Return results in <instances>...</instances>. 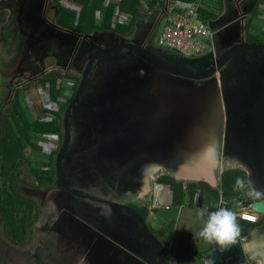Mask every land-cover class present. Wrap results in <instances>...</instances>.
<instances>
[{
  "label": "flooded vegetation",
  "instance_id": "1",
  "mask_svg": "<svg viewBox=\"0 0 264 264\" xmlns=\"http://www.w3.org/2000/svg\"><path fill=\"white\" fill-rule=\"evenodd\" d=\"M22 1L0 0V17L4 19L0 23V51L5 56V59L0 58V84L12 79L9 87L14 86L12 91L7 88L0 89L1 93H7L6 97L3 94L0 99L5 98L4 103L12 104L10 109L5 107V110L0 106V120L13 111L21 91L27 94L33 93L31 96L23 97L25 102H28L29 98L38 97V84H41V78L48 74L59 75L61 76L59 81L62 82V87L59 89L63 90V95L59 96L57 101L49 103L51 106L48 120L49 122L58 120L60 132L52 134L62 135V143L60 142L54 150L55 180L52 183L40 186L37 181L31 188L18 185L19 190L37 199L40 217L41 215L44 217L41 207L43 209L47 207L45 219L38 220L33 226V231L39 233L37 235L40 236L41 242L37 249L31 252L30 258L20 259L17 262L12 259L11 263L0 259V264H160V255L155 249L152 250L150 243L147 242L138 218L126 210H123L124 214L120 216L110 209L95 206L94 203L82 198L70 197L55 183L56 156L66 133L67 108L75 97L91 57L101 48L115 46L116 39L113 38L115 33L130 37L138 21L130 26L129 19L121 25L126 26L127 30L124 32L116 31V25H112V29L100 31L110 32L108 35L93 40H79L76 47L72 48L70 41L65 40L60 30L53 32L51 30L53 26L62 30L73 29L58 23L61 13L59 5L65 6L61 0H30L35 16L25 14L26 12L21 9ZM258 1H244L241 13L248 15L244 17V21L232 28L225 38L222 34L217 35L213 48L214 56L208 55V49L201 56L186 58L189 60L186 63L182 58H176L177 63L183 64L182 68L188 70L190 74L204 76L211 73L213 67L217 68L220 59V63L225 62L221 70H217L216 76L218 91L229 110L223 125L220 120L216 123L202 124L203 118L210 120L212 116L207 107L215 98L212 77L176 79L173 82H178L175 84L180 87L173 90L161 89L163 84L160 79L154 82L152 87L143 83L141 92L156 95L152 98L153 104L169 102L192 110L191 112L168 111L167 105L162 104L157 107L161 112H153L155 110L153 108L151 113L145 111L146 107H143V110L140 109L136 115L134 112L136 104L130 95L135 80L124 78L129 71H124L123 76L120 75L121 67L126 66L125 63L128 62L126 58L120 56L97 57L90 69L91 79L83 94L72 105L68 125L71 141L63 161L64 178L68 188L79 191L81 197L88 196L95 201H114L135 209L162 243L165 250V264H168L169 245L166 247V239L158 238L149 224L150 214L153 212L149 208L155 204L150 202L151 195L154 196L155 193L154 182L152 189L149 186L147 189L139 188L127 192L123 190L126 188L124 184L117 183L118 177L125 176L129 182L144 179L150 176L151 170H147L150 165L162 167L170 163L171 167L178 169L184 166L183 162L187 159L190 163L193 161L195 154L192 156V152L199 154L202 150H210L218 144L223 149L226 166L233 165L234 169L243 171L247 181L252 178L255 188L264 192V50L241 49L229 57L226 53L234 44L241 43L238 35L242 26L247 25L254 17ZM165 5L160 3L158 8L154 7L144 18L143 16L139 18L142 19V23L139 24L137 41L147 36L150 39L156 37L160 28L157 27V21L162 16L163 10L167 8ZM25 7L31 9L29 4ZM155 8L158 10L157 13L150 19H145ZM212 20L213 17L208 19L207 24L213 35L215 28L210 25ZM38 41L41 42L36 44ZM245 41L254 43L248 41L247 36ZM42 47H45L44 51L41 50ZM123 53L125 54L126 50L120 55ZM202 56L205 57L197 60ZM146 69L150 72L156 71L153 67ZM219 73L221 81H219ZM158 75L167 76L165 72L160 71ZM175 77L173 75L171 78ZM209 80L211 86L202 87ZM67 88H70L71 95L68 94ZM110 92H117L120 95L112 97ZM142 98L147 105L145 97ZM196 107L202 110V114L194 110ZM111 110L118 114V117L110 119ZM122 116L125 117L124 120ZM136 117L149 119L151 122L145 130V135L134 131L132 139L127 142L131 177L120 165L115 166L110 162V156L105 160H102L101 156L115 149L109 146L110 140L117 141V137L122 139L124 126L128 124L126 121ZM179 119L188 123L180 127ZM198 128L202 135H199ZM220 132L221 137L218 139ZM194 166L190 164L184 167L194 171ZM132 167L135 169L133 170ZM156 175L159 176L156 183L171 189L170 185H165L159 180L167 176L174 177L172 173L159 170ZM201 193L200 191V195ZM143 207L149 209V214L146 216L139 211ZM263 224L264 215L260 214L255 225L260 227ZM32 242L33 238L31 244ZM119 246L124 248L125 253L119 250Z\"/></svg>",
  "mask_w": 264,
  "mask_h": 264
},
{
  "label": "water",
  "instance_id": "2",
  "mask_svg": "<svg viewBox=\"0 0 264 264\" xmlns=\"http://www.w3.org/2000/svg\"><path fill=\"white\" fill-rule=\"evenodd\" d=\"M30 5L31 9L29 7H25L26 5ZM162 4V2H161ZM25 7V8H24ZM228 4H226V9L228 12H232L231 8H228ZM21 9L26 12V15L31 14L32 16H35V13L33 11V6L30 3V0H23L21 4ZM168 10H170V7H167L163 10L162 16L157 21V27L159 28L161 23L165 20ZM157 9L153 10L151 15L148 18L154 16V14L157 13ZM248 14H243V12H240V15L237 17L234 15L233 17L227 18L226 16H222L220 18L214 19L210 21V25L214 26V34L210 39L206 41L208 45V55H215V52L213 51V48H215V39L217 35H221L225 33L226 35L229 33V31L232 28H235L237 25L240 24L241 21H244V17ZM137 24L135 25V30L133 34L130 37H125L121 34L115 33L113 38L116 39V45L113 47H104L101 48V50L97 51L90 60V63L88 64L87 70L83 74L82 81L79 85V88L75 94V97L73 98L71 104L67 108L66 116H65V123L66 125V133L64 135L63 144L61 148L59 149L57 156H56V185L64 191V193L68 194L70 197H77L82 198L85 201H89L95 204V206H99L104 209H110L111 211H114L117 215H123L124 211L126 210L128 213H131L135 218H138V220L141 222V230L146 234L147 242L150 243V247H152V250L158 251L160 255V264H165V250L162 245V243L154 236V234L149 229L146 220L142 218V216L133 208L122 205L121 203L114 202V201H95L92 198L88 196H82L80 195L79 191L71 190L68 188L65 178H64V171H63V161L66 156V153L70 146V135L68 130L69 125V118L72 110V105L75 103L77 99L83 94L86 85L90 78V69L92 67L93 62L97 59L98 56L104 55L109 57H118L126 58L128 60L126 66L121 67V76L124 75V71L127 72L125 75V79H131L135 80V86L130 89L134 103L136 106H134V112L136 115H138L139 110H143V107H146L145 111L151 112H161L157 107L164 104L167 105L168 111H187L191 112L192 109L189 108H181L174 103H154L152 102V98L156 96L154 93H147V92H141L142 85L151 86L154 82H157L158 79L161 80V83L163 84L161 86V89L165 90H173L176 89V86L178 82H173L176 79H205V78H213V85H215V98L213 101L209 103L208 111L212 116L210 117V120L203 118V125L210 124V123H216L220 120V123L223 125L225 116L227 117L229 110L226 104L223 103V100L221 98V93L218 91V80L216 79L217 70H221L223 67L222 65L225 63H220L217 68L213 67L211 69V73L204 75H192L188 70L183 69L182 65H179L177 63V59L182 58L183 62L186 63V58L191 59L189 57H185L181 55L180 53L162 48L158 46L154 39L155 36L150 39L148 36L143 37V40L137 41L136 36L139 31V26L142 23V19L137 20ZM33 22V20L31 21ZM140 24V25H139ZM156 27V28H157ZM157 28V29H158ZM60 30L65 40L70 41V46L72 48L76 47V43L79 40H93L98 39L100 37H103L104 35H108L110 32L104 31V32H94L92 34H84L80 28L76 27L69 30H62L59 27H51L52 32L55 30ZM245 27L242 26L241 32L238 36L241 38V43L238 42L234 44V46L230 47L228 51L226 52L228 57L232 53H236V51H239L241 49L244 50H250V51H263L264 50V43L258 44V43H248L245 41L244 37ZM41 41H38L36 44H38ZM45 47H42V51H44ZM126 50V53L123 55L122 52ZM42 54V52H38ZM5 57V56H4ZM205 56L197 58V60L204 58ZM177 58V59H176ZM228 59V58H227ZM226 59V60H227ZM14 62H17L15 59H13ZM138 65V66H137ZM186 65V64H185ZM221 65V66H220ZM220 66V67H219ZM140 67V68H139ZM153 67L156 71H148L146 68ZM143 68V69H142ZM158 70V71H157ZM165 72L167 76H159L158 72ZM169 75V77H168ZM173 75H175V78H171ZM220 77V73H219ZM219 81H221V77L219 78ZM144 83V84H143ZM211 86L210 80L204 84L202 87L209 88ZM112 94V97L115 95L119 96L120 94L117 92H110ZM145 97L146 104L143 102V98ZM186 102H189L187 100H184ZM199 102V99H198ZM200 104V102L198 103ZM121 109V108H120ZM195 111H199V113L202 114V110H200L198 107L194 108ZM119 111V110H118ZM110 119H115L118 117V114L116 115L113 110H111V113H109ZM125 116V115H124ZM122 116V120L125 119V117ZM124 118V119H123ZM228 120V118H227ZM179 126L182 127L183 125H186L188 121L186 120H178ZM151 121L149 119L144 118H138L127 120L126 123L127 126H124V136L122 139L120 137H117V141L110 140L111 147L115 148L112 152H108L106 154H103L101 156V159H108L110 156L111 162L118 166L120 165L125 172H128V175L131 176L130 173V162H129V151L127 142L132 139V133L139 132L145 135V130L148 128L149 123ZM118 123L121 124V122L118 120ZM222 131V126H221ZM199 135H202L200 129L198 128ZM135 134V133H134ZM221 137V132L219 134V138ZM112 142V143H111ZM185 152V151H184ZM195 154V155H194ZM192 156L194 155L193 161L190 163V160L187 159V161L183 162L184 166H190V164L195 165V170L192 171L191 169H185L184 166L178 167V169H175L171 167L170 163L168 165H164L162 167L156 166L152 167L151 165L147 168V170H151L150 176L139 179L138 181H127L126 177H118V184H124L126 186L125 189L127 192H130L129 190H137L140 188H153V182H154V196L151 195L150 202H154L156 206L160 207V199L159 195L161 192V189L163 188V185L156 183V180L159 176L156 175L157 171L159 170H166L169 171L174 175V179L177 180L178 183H182L183 187L187 188L189 184L192 183H205L209 185L211 188L219 190L221 187V181H222V175L226 170H229L231 166H226L224 160H223V149L218 144H215V146L211 147L210 150H202L201 153L198 154V152H192ZM233 166V165H232ZM134 170L135 168L132 167ZM231 169H234L231 167ZM189 174V175H188ZM188 175V176H187ZM156 176V178H155ZM187 176V178L185 177ZM132 177V176H131ZM252 183V178H250ZM128 182V183H127ZM248 182V181H247ZM151 183V185H150ZM255 186V185H254ZM252 209L255 212H258L259 214L264 215V197H261L259 199H255V202L252 204ZM119 250H121L122 253H125V250L122 246L118 247ZM149 251V250H148ZM151 251V250H150ZM210 261L215 262L216 260L223 259L225 261L223 264H264V224L260 227H257L255 224L248 223L245 226H243L239 232V235L235 239V241L231 244L221 246L216 245L215 249L208 253V255L204 258Z\"/></svg>",
  "mask_w": 264,
  "mask_h": 264
},
{
  "label": "trees",
  "instance_id": "3",
  "mask_svg": "<svg viewBox=\"0 0 264 264\" xmlns=\"http://www.w3.org/2000/svg\"><path fill=\"white\" fill-rule=\"evenodd\" d=\"M144 1L149 10L158 7L160 4V0ZM175 1L184 3L199 1L204 5L210 2V0ZM218 1L220 5L223 3V0ZM61 2L63 4L66 2L71 6L61 7L59 5L61 13L58 23L66 28L78 27L84 34L112 29V25H116V31L124 32L127 30L126 27L121 26L117 21L119 14L130 17V26L144 15L140 13V7H142L140 0H119L116 3L111 0H61ZM263 3L264 0L258 1V5L254 10V17L247 23L248 32L246 36L250 42L264 43V33L256 30V28H262L255 26L254 23V20L261 16L259 6ZM115 9L117 11H115L116 15ZM97 13L101 16L99 21L96 18ZM201 13L204 21H208L212 17L215 19L213 9L208 10L203 7ZM3 21L4 19L0 17V23ZM60 79L61 76L55 74H48L41 78V85L49 90L47 94L50 102L57 101L59 96L63 95V90L59 89L62 87ZM23 94L25 96L33 95V93L27 94L21 91L15 101L13 111L3 120H0V161L3 162L0 166V175L5 179L4 183L0 181V223L5 222L11 238L19 245H27L32 240L33 226L40 217L39 208L33 198L18 189V185L30 184L22 179L21 175L25 168L30 169L32 175L39 181L40 186L48 185L55 180V149L51 154L46 153L42 141L49 134L60 132L58 120L55 119L53 122L48 120L50 112L48 107H45L46 109L36 107V118L33 119L28 106L24 102ZM58 137V142L62 143V135ZM237 177H242L247 182V177L241 170L229 169L222 175L220 189L226 198L234 195V185ZM159 182L170 185L174 197L182 195L183 191H187L190 204H192L198 191L202 192L201 195L209 193L218 200L220 197V189H213L205 183H192L185 190L183 184L176 182L172 177H163ZM139 211L144 216L149 214V209L147 210L146 207L140 208ZM237 222L242 226L249 223L239 218H237ZM29 233L30 238H28ZM166 241V247H168L169 239Z\"/></svg>",
  "mask_w": 264,
  "mask_h": 264
},
{
  "label": "rangeland",
  "instance_id": "4",
  "mask_svg": "<svg viewBox=\"0 0 264 264\" xmlns=\"http://www.w3.org/2000/svg\"><path fill=\"white\" fill-rule=\"evenodd\" d=\"M111 1L113 3L117 2V0H111ZM64 5L65 6H71L70 4H68L66 2H64ZM259 11L261 13V16L258 19L254 20L255 24H256L255 26L262 27V29L256 28V30L262 31L264 33V3L259 6ZM148 12H150V10H149L147 4L145 3L142 7H140V13L144 14L142 18H144L145 15L148 14ZM118 20H119L118 21L119 24L124 25L125 24L124 21L129 20V17L122 15V16H120V19H118ZM163 22L160 25L159 31L163 25ZM159 31H158V33H159ZM154 41H155V39H154ZM0 58L5 59V57H4V55H2L1 51H0ZM49 64H51V63H49ZM0 79H1V76H0ZM11 81H12V79L7 80L5 83H3L1 81L2 83L0 84V89L7 88V90L9 89L10 91L14 90V86L9 87L12 84ZM38 87H39L38 97L36 98V96H34L33 99L29 98L27 103L24 101L25 104L28 106L29 111L31 112V115L33 116V119L36 118V113H35V112H37L36 107H40L41 109H46L45 107L49 108L51 106V105H49L50 102H45V98L48 100L46 88L44 86H42L41 84H38ZM69 89L70 88H67V90H69ZM34 90H35V88L33 89V91ZM3 94H4V97L7 96L6 92H4V93L0 92V97H2ZM68 94L69 95L72 94L70 90H69ZM23 97H25L24 94H23ZM5 100H6L5 98L0 99V106H3L2 109H4V110H5V107H7V109H10L12 107V104L11 103H4ZM58 141H59V137L57 135H53L52 133L49 134L48 136L44 137V139L42 141V145H43V147H45L46 153L51 154L52 151L57 148V145L59 144ZM28 154L31 155V153H29V152H28ZM102 160H104V159H102ZM2 163L3 162L0 161V166ZM231 167L235 168V166H231ZM231 167L229 169H231ZM21 178L25 179L28 183H30L28 185H25V187H28V188H31V186H35V184L37 183L36 177L32 175V173L30 172V169H28V168L24 169V172L22 173ZM0 181L3 183L5 182V179L1 175H0ZM184 189L186 190V188H184ZM169 190H171V189L164 188V191L162 192V197H161V206H160V208L156 209V212L153 211L150 214L149 224H150L152 230L156 233L158 238H160L162 236L158 230L159 229L158 227L161 225L166 230V232L168 233V239L172 240L169 243L170 246H169L168 264H173L171 259H174V264H195V262L198 261V259L199 260L204 259L208 255L207 250L210 248L209 246L206 248L203 247V243L205 241L202 240L198 235V233L200 232V230L203 227L204 220H206V217L204 218V220L198 218L197 214H196L197 209L206 208L209 212L217 211L220 208L219 200L209 193L208 194L205 193L204 195H200V191H198L195 194V198H196L197 204L199 203L200 205L192 207V210H194L195 212L193 213V215L191 217H188V215L185 214V216L182 219H180V218L178 219L177 218V209L178 208L172 207L173 208L172 210L166 212V218H164L165 219L164 221L161 222V219L159 221H157L156 216H158V214H159L158 211H160L164 207V205L168 203L167 195L169 193ZM187 193H188L187 191H183L182 195H177L175 197L173 195V200H169V201L171 202L172 205L183 206V210L185 208L187 209L188 207H190V205L187 202V198H186ZM33 200L38 204V201L36 198H33ZM40 207H41V205H40ZM152 207L149 208L151 211L153 210ZM180 208L182 209V207H179V210H180ZM229 208H230V206H229ZM47 211H48L47 207H45L44 209L41 207V213L44 214V217L41 215L39 220L41 219V221H43L45 219V215L47 214ZM163 212H165V211L163 210ZM182 213H183V211H182ZM185 224L196 225L197 227L194 228V231L186 230V229L182 230L181 232H180V230L178 231V229L181 228L182 225H185ZM175 229H177V232H175ZM172 233L174 234L173 239H172ZM37 234H39V233L36 231H33V235H32L33 242H32V244L30 241L26 246L25 245H19V244L15 243L13 241V239L11 238L10 232H8V228L5 225V222L4 221L1 222L0 223V259H5L6 262L11 263L12 259H15L17 262V261H20V259L30 258L31 252L33 250L37 249V246L41 242V240H39L40 236ZM30 237H31V235L29 233L28 238H30ZM191 240L193 242H195V244L191 243ZM3 248L5 249V252H4ZM200 250H203L202 253H200ZM205 251H207L206 254H205ZM203 254H205V255H203ZM175 259H177V261Z\"/></svg>",
  "mask_w": 264,
  "mask_h": 264
},
{
  "label": "built area",
  "instance_id": "5",
  "mask_svg": "<svg viewBox=\"0 0 264 264\" xmlns=\"http://www.w3.org/2000/svg\"><path fill=\"white\" fill-rule=\"evenodd\" d=\"M118 1L119 0H117V2ZM140 3L141 6H143L145 1L140 0ZM203 7L210 10L209 7L199 1L184 3L173 0L163 25L155 38V43L162 48L176 51L185 57H197L203 55L208 50L206 41L212 37V32L207 21L202 19L201 8ZM115 11L116 9L114 12ZM122 15L125 14H119L117 21H119L118 19H120V16ZM96 18L98 21L101 19L99 13L96 14ZM46 92H49V90L46 89ZM46 100L47 99L45 98V102H50L49 97L48 100ZM219 192L220 208H227L233 211L239 219H242L245 215L253 217L251 220L242 219L249 223L255 224L257 222L260 214L252 209V204L255 202V199L248 198L243 191L236 189H234V195L229 198L224 196L221 189ZM152 208L155 210L160 207L153 204ZM164 209L170 210L171 205H165Z\"/></svg>",
  "mask_w": 264,
  "mask_h": 264
},
{
  "label": "clouds",
  "instance_id": "6",
  "mask_svg": "<svg viewBox=\"0 0 264 264\" xmlns=\"http://www.w3.org/2000/svg\"><path fill=\"white\" fill-rule=\"evenodd\" d=\"M234 187L236 190L243 191L248 198L259 199L264 197V192L256 189L251 181L246 182L242 177L236 178ZM196 214L202 220L206 217L198 235L207 243L215 242L218 245L225 246L233 243L239 235L236 213L227 208H220L214 212L201 208L197 209ZM242 219L251 220L253 217L245 215Z\"/></svg>",
  "mask_w": 264,
  "mask_h": 264
},
{
  "label": "crops",
  "instance_id": "7",
  "mask_svg": "<svg viewBox=\"0 0 264 264\" xmlns=\"http://www.w3.org/2000/svg\"><path fill=\"white\" fill-rule=\"evenodd\" d=\"M172 1L173 0H160V2L165 3L167 5V7H170L171 6ZM244 1L245 0H223V3L220 5V2L218 0H210V2H208V4L205 5V6H207L210 9H213L214 10V17H215V19L220 18L222 16H226L227 18H230V17H233L234 15H236L238 17L240 15L241 10H242L243 4L245 3ZM226 4H228V6H229L228 8H231L232 9V12H228L227 11ZM244 27H245L244 36L246 37V33H247L246 27H247V25L244 24ZM258 32H261V31H258ZM255 33H256V31H255ZM222 35H224V38L226 37V34L225 33H223ZM163 191H164V187L161 189V192H160V195H159L160 202H161V197H162V192ZM186 198H187V202L190 205V207H188L187 209L185 208L183 210V206H181V205H179V206L172 205L171 202L169 201V200H173V194H172V191L171 190H169V193L167 195L168 203L165 204V205H171V209L170 210H172L175 207L178 208L177 209V218L178 219L179 218L182 219L185 216V214H187L188 217H191L193 215V213L195 212L194 210H192V207L199 206L200 205L199 203L197 204L196 198L193 200L192 204H190V202H189V197L187 196ZM165 205H164V207H165ZM164 207L160 211H158L159 214H158V216H156L157 221H159L160 219H161V222L164 221L165 220L164 218H166V212L167 211H170V210L164 209ZM179 207H182V209L179 210ZM163 210L165 212H163ZM153 211L156 212V209L153 210ZM182 211H183V213H182ZM211 212H213V211H211ZM237 224H238V222H237ZM238 226H239V232H240V230H241V228L243 226L240 225V224H238ZM196 227H197L196 225L185 224V225H182V227L179 228L178 231L180 230V232H181L184 229L194 231V228H196ZM158 228H159L158 229L159 230V233L162 235L161 237H163L164 239L168 240V233L166 232V230L161 225ZM175 232H177V229H175ZM173 236H174V234L172 233V239H173ZM171 241L172 240L170 239L169 240V243ZM191 243L195 244V242H193L192 240H191ZM216 245L217 244L215 242H213V243L204 242L203 243V247L204 248H206L208 246L210 247L207 250L208 253L211 252L212 250H214V248H215ZM202 251L203 250H200V253H202ZM207 251H205V254H206ZM205 254H203V255H205ZM175 260L177 261V259H175ZM200 260L198 259V261H196L195 264H223L225 262V261H223V259L216 260L215 262L210 261V260H207V259H200ZM171 261L174 264V259H171ZM253 264H256V263H253Z\"/></svg>",
  "mask_w": 264,
  "mask_h": 264
}]
</instances>
